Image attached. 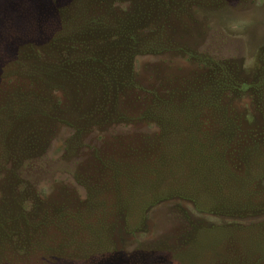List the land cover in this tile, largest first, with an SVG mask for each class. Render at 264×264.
<instances>
[{"label":"trees","instance_id":"1","mask_svg":"<svg viewBox=\"0 0 264 264\" xmlns=\"http://www.w3.org/2000/svg\"><path fill=\"white\" fill-rule=\"evenodd\" d=\"M228 1L0 0L2 49H19L1 70L7 88L0 102L8 104L0 109V175L12 194L0 206L4 252L34 264L54 255L47 233L62 230L55 219L69 220L66 207L29 191L23 175L40 170L29 160L43 156L60 126L72 131L69 151L114 126L158 129L130 147L127 162L94 153L96 164L78 176L88 194L110 191L126 201L145 185L141 194L152 199L174 192L210 212L264 216V48L248 72L189 41L195 16ZM168 56L184 58L193 71L144 86L137 58ZM109 180L117 191L106 188Z\"/></svg>","mask_w":264,"mask_h":264},{"label":"rangeland","instance_id":"2","mask_svg":"<svg viewBox=\"0 0 264 264\" xmlns=\"http://www.w3.org/2000/svg\"><path fill=\"white\" fill-rule=\"evenodd\" d=\"M226 5L219 10L200 11L194 18L196 24L189 41L200 53L220 60H239L248 72L255 70L264 48V0H229ZM16 27L22 31L21 25ZM4 32L6 29L0 24V35ZM3 47L0 38L4 56L0 62V95L7 88L1 81L2 71L19 51ZM193 69L192 64L178 56L136 60L144 86H157L164 78L187 76ZM243 103L244 106L247 101ZM7 104L1 101L0 109ZM57 129L43 156L29 160L40 170L23 175L31 185L29 191L35 190L42 200L52 204H64L69 215V220L55 219L62 225L60 232L52 228L47 233V245L56 249L54 255L45 257V264H264V216L210 212L208 205L196 206L188 199L177 198L168 187L164 189L169 195L162 199L158 194L156 199L141 194L147 189L145 185L134 187L135 193H139L126 201H115L110 191L87 193L78 176L83 167L96 164L94 153L104 161H120L121 157L127 162L130 147H135L139 139L151 140L157 128L114 126L101 135L87 136L86 148L82 146L75 151L67 149L72 131L62 126ZM106 188L117 191L118 185L109 180ZM25 189L24 186L21 191ZM9 190L1 177L0 206L6 195L12 197L6 193ZM201 200L212 204L210 197L203 196ZM37 219L38 215L34 221ZM4 248L1 243L0 264H6L5 261L19 264L15 262L21 259L24 262L20 264H34L18 253L4 252Z\"/></svg>","mask_w":264,"mask_h":264}]
</instances>
